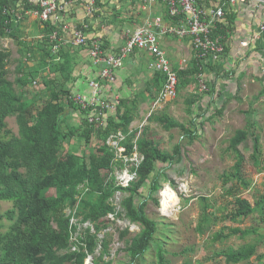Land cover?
I'll list each match as a JSON object with an SVG mask.
<instances>
[{"label":"trees","instance_id":"trees-1","mask_svg":"<svg viewBox=\"0 0 264 264\" xmlns=\"http://www.w3.org/2000/svg\"><path fill=\"white\" fill-rule=\"evenodd\" d=\"M205 1L208 0H196L198 5L204 7ZM96 6L101 11L108 4L97 0ZM132 6H135L134 1ZM38 8L36 3L29 0H21L20 3L0 0V38L18 41L27 53H36V48L41 54L39 65L32 70L21 67V77L13 82L8 72L12 52L0 50V203L10 202L14 205L5 215H0V223L4 219L11 223L7 231L0 230V264H86L89 257L93 258V264H101L110 254L111 241L107 239L108 235L104 240L101 239L109 228L110 215L141 226V232L132 239H126L131 233L129 228L120 232V239L126 241L125 251L131 257V263L137 264L152 249L159 230L158 222L147 213L148 201L160 186L158 165H174L182 154V146H175L173 153L165 152L149 136V128L143 132L131 128L137 117L138 105L135 100H120L116 115L109 119L106 126L97 129L90 124L88 112L80 111L71 100L74 94L71 86L78 81L75 72L82 49L65 47L55 55L45 39L37 40L36 37L29 43L23 40L24 24L29 18L26 13ZM96 13L102 16L100 12ZM117 19L118 16H112L108 26L116 25ZM41 25L45 36L61 28L53 19ZM105 45V49L110 47L109 42ZM213 65L210 62L205 66L195 58L187 69L175 67L179 77V96L191 87L195 86L196 89L185 98L187 114L192 117L189 125L170 119L167 115L153 114L149 120L162 123L168 130L179 129L184 138L193 142L203 125L198 124L199 120L204 117L203 114L195 115L203 112L201 104L206 96L198 92L197 77L206 73V67L222 74ZM45 72L48 74L44 75ZM37 80L42 81L44 88L40 98L38 92L31 93L29 89ZM165 83V75L156 73L146 84V92L153 98L155 90L161 91ZM216 84H209L208 94L212 99L216 95ZM219 96V100L213 101L216 110L209 117L210 122L222 117L235 99V96L226 98L221 92ZM263 96L264 92L259 99ZM74 116L81 119L78 125L73 124ZM12 117L16 118L18 135L9 129L7 121ZM252 128L253 124L247 129L237 130L229 140L227 149L228 152L233 151L237 158L232 174L225 175L226 184L236 181V186L228 191L235 198L234 211L219 219L214 207L209 202L205 204L204 213L196 227L200 235L213 232L220 222H237L258 213L264 215V195L255 205L241 196L252 187V182L244 176L245 157L239 147L253 137L254 164L259 166L263 156L261 137ZM118 133L126 137L122 143L127 149L126 155L132 156L137 148L144 157L139 167L135 168L137 180L128 188L117 185L116 167L123 168L124 164L108 145V140ZM78 140L81 144L85 143V147L90 149L89 153L83 147L84 151L80 149L79 152L75 145ZM94 146L96 148L93 150ZM149 185L150 196L137 204V198L143 197L141 190ZM51 191H55V195L50 194ZM117 193L127 194L122 202V213L117 211L112 202ZM73 219L77 220V224L72 223ZM87 223L90 226L79 234L81 227ZM257 234L254 227L243 230L224 226L212 233L209 243H224L235 237L244 240ZM74 245L79 246V250L73 251ZM99 247L103 248L102 254L94 258ZM158 248V262L169 264L163 248L160 245ZM258 248L257 243H248L238 249L217 251L214 258H223L226 264H250L251 259L257 256Z\"/></svg>","mask_w":264,"mask_h":264},{"label":"rangeland","instance_id":"rangeland-1","mask_svg":"<svg viewBox=\"0 0 264 264\" xmlns=\"http://www.w3.org/2000/svg\"><path fill=\"white\" fill-rule=\"evenodd\" d=\"M144 13L145 15L148 14L147 12ZM31 19L29 17L24 24L25 33L23 40L27 43L33 41L39 35L37 24H40V21H35L36 24L34 26ZM143 22H140V24H144ZM33 26L36 27V32L29 31ZM137 27L135 25L132 29ZM0 50L12 52V58L8 64V72L9 78L13 82L21 77L19 72L21 67L32 70L39 65L41 54H39L37 49H34L36 53H27L26 49H23L18 41L0 38ZM183 54H180L179 58L176 59L182 60L184 58ZM174 55L178 54L174 53ZM136 57H140V55H136ZM142 69L143 67L135 66L133 61H128L126 69L122 70L119 75L122 78L124 74L126 75L125 79L131 77L134 80L135 75ZM122 79L124 80V78ZM37 81H39L37 88L32 85L29 86V89L31 93L38 92V98H40L43 96L44 88H42V81ZM195 91V86L191 87L189 90L184 91L182 96L178 95L175 101L165 104L157 110L153 109V98L147 92L146 94L149 95L148 99L144 100L142 98L143 100H139L137 96L134 99L138 105L137 117L132 125L134 129H139L143 132L146 128H149V136L165 152L173 153L175 146H182V154L174 165H158V172L161 175L160 186L158 191L148 201L147 213L150 218L158 222L159 230L152 249L137 264H160L158 262V245L163 248L164 257L169 264H226L223 258L215 259L214 253L228 248L238 249L248 243H257L259 247L257 256L251 259L250 264H264V215L261 213L247 219H239L237 222H220L214 227L213 232L208 235H200L196 232L198 222L204 213V206L208 202L214 207L213 210L219 219L234 211L235 198L230 196L228 191L232 186H236V181L226 184L227 178L225 175L232 174L237 162L234 152H228L227 150L229 140L237 130L247 129L253 124V131L261 137L263 152L261 161L264 163V102L259 101L260 99L257 100L259 101L258 103L253 101L254 94H257V92L250 87L249 97L232 102L225 114L222 117L215 118L214 122L209 121V117L213 114L209 113L211 109L201 112L204 117L199 120L198 124L201 126L202 123L203 125L200 127L199 134L193 142L188 138H184L183 132L179 129L168 130L162 123L149 120L153 114L157 116L167 115L170 119L189 125L192 117L187 114L185 98ZM195 116H197V113ZM7 122L9 129L18 135L19 127L16 118H9ZM80 122L81 119L74 116L73 124L78 125ZM253 144V137H250L239 149L245 157L244 176L252 182V187L242 193L241 196L247 198L255 205V202L264 195V168L262 169L264 165L258 167L254 164L252 160ZM75 145L79 152L80 149L83 152V148H86L85 143L82 142L81 144L79 140L75 141ZM73 148L75 147L73 146ZM94 148L96 147L94 146L93 150ZM89 152L90 149L86 148V153ZM116 170H121V168L117 167ZM122 171H119L118 174L120 175ZM167 187H171L179 197L178 205L169 216L162 212V199ZM141 193L143 197L137 198V204L141 203L143 198L150 196V185L142 189ZM50 194L55 195V191H51ZM126 196L127 194L117 193L112 199L113 204L120 213L124 211L122 202ZM205 199L208 201H204ZM155 200H158L159 203H156ZM13 207V203L10 202L0 203V215H5ZM10 224L4 219L0 223V230L2 232L7 231ZM224 226L238 227L243 230L254 227L257 229L258 234L244 240L235 237L224 243L215 245L209 243L212 233L220 231ZM128 228L131 233L126 239H132L141 232L140 225H132L128 220L117 219L116 217L113 220L111 219L109 228L101 236V239L104 240L107 237L106 235H108L107 239L111 241L110 254L100 262L101 264H107L110 261L112 264H132L131 257L125 251L126 241L120 239V232ZM86 229V225L82 226L79 234ZM102 251L103 248L99 247L94 258L100 257ZM185 251H187L184 254L185 256L181 255ZM86 264H88V261Z\"/></svg>","mask_w":264,"mask_h":264},{"label":"built area","instance_id":"built-area-1","mask_svg":"<svg viewBox=\"0 0 264 264\" xmlns=\"http://www.w3.org/2000/svg\"><path fill=\"white\" fill-rule=\"evenodd\" d=\"M29 1L36 3L39 8L28 11L26 14L41 23H47L51 19L55 23L60 22L68 14L71 4L70 0ZM254 1L258 6L264 8V0ZM134 2L141 11L149 12L150 16L153 14V17H149L144 24L137 25L136 29L125 30V46L105 49L106 45L101 39L89 37L87 25L75 28L71 40L64 36L59 27L60 30H55L47 36L43 35L39 38L48 42L49 49L55 55H58L65 47L85 48L89 51L93 65L99 69L98 78L90 81L89 93H74L71 100L80 108V111L88 112L89 123L96 126L97 129L106 126L109 119L116 115V107L121 99L111 89L119 85L118 73L126 69L127 62L133 61L132 57L138 52H143L149 57V70L153 76L156 73H162L166 77L163 89L154 92L153 109L157 110L177 99L179 77L175 69L176 66L172 64L163 48V41L166 38L188 41L190 48L195 53L194 59L202 61L203 65L208 62L225 63V70L227 72L230 70V65L226 64V40L223 36H214L218 24L226 16V10L223 7L206 8L198 5L196 0H134ZM247 3L249 0H229L230 6ZM96 5L97 0H89L87 6L89 14L93 15L98 11ZM158 8H165L166 14H158ZM261 29L264 31V24ZM243 45L248 46L247 43ZM189 64L190 60L184 59L178 67L184 70L188 68ZM197 79L198 92L205 94V99H212L208 94L210 79L207 74H200ZM33 86L37 88L38 81H35ZM219 95L220 93L216 92L217 100L220 98ZM210 108L209 113H214L216 104L213 102V106ZM197 115H202V113L198 112ZM125 138L122 133L113 135L108 140V145L115 151L117 159L124 164L121 170H116L117 173L115 171L117 185L128 188L137 180L135 168L139 167L144 157L139 154L137 148L132 156L126 155L127 149L122 145ZM119 171H122L120 175ZM113 218L114 215L109 216V219L113 220ZM72 223L77 224V220L73 219ZM85 225L87 228L90 226L88 223ZM77 250H79V246L74 245L73 251ZM92 260L93 258L89 257L88 264H92Z\"/></svg>","mask_w":264,"mask_h":264},{"label":"crops","instance_id":"crops-1","mask_svg":"<svg viewBox=\"0 0 264 264\" xmlns=\"http://www.w3.org/2000/svg\"><path fill=\"white\" fill-rule=\"evenodd\" d=\"M12 1L20 3L21 0ZM70 1L68 14L57 23L61 27L64 36L71 40L75 28L87 25L90 38H99L103 43L109 42L112 49L125 46L124 32L126 29H132L135 25H139L140 22L144 21L143 23H145L149 17H153V14L150 16L149 12L145 15L137 6L133 7L132 2L134 0H103V3L108 4V6L105 10H98L102 16H97V13L93 15L88 13L89 0ZM204 5L206 8L223 7L226 10V16L218 24L220 26H217L216 32L226 40V64L230 65V70L229 72L225 70V63L216 64L212 62V65L214 64L219 68L222 74H218L216 70L210 71L206 67V74L210 79V83H217L216 92H221L224 97L235 96L234 101L249 97L248 92H250V87H252L257 92V94H254L253 101L255 103L262 101L263 103L264 96L260 100L259 96L264 92V31L261 29L264 24V8L258 6L254 0H249L247 4L236 6H230L229 0H208L205 1ZM157 11L158 14H166L165 8H158ZM113 14L118 16L117 24L108 26V21L111 20V17H115ZM31 18L32 25L35 26L37 19ZM34 26L29 30L30 32H36V27ZM37 28L39 35L36 39H39L43 36L41 22L37 24ZM244 43H247L248 46H244ZM163 48L174 66H180L184 59H189L191 62L195 57V53L190 48L188 41L166 38L163 41ZM174 53L178 55L173 56ZM180 54H183L184 58L182 60L176 59L179 58ZM136 55H140V57H136ZM136 55L132 57L135 66L145 69L144 71L143 69L140 70L135 75L134 80L131 77L125 79L126 75L124 74L122 76L123 80L119 75L121 71L118 73V78L120 77L119 85L113 87L111 91L121 100L130 99L132 101L136 96L139 100L149 98V95L146 94V84L153 78L152 73L149 72V57L143 52H138ZM47 74V72L44 73V75ZM98 74L99 69L93 65L89 57V51L83 48L80 52V62L75 72L78 81L71 86L74 90L73 93H89V83L91 80L97 79ZM216 98L215 95L213 99L208 98L203 101L201 104L203 112L211 109L213 101H217ZM262 162L258 167L264 165Z\"/></svg>","mask_w":264,"mask_h":264},{"label":"bare ground","instance_id":"bare-ground-1","mask_svg":"<svg viewBox=\"0 0 264 264\" xmlns=\"http://www.w3.org/2000/svg\"><path fill=\"white\" fill-rule=\"evenodd\" d=\"M179 203V197L171 187H167L162 199V212L171 215Z\"/></svg>","mask_w":264,"mask_h":264}]
</instances>
